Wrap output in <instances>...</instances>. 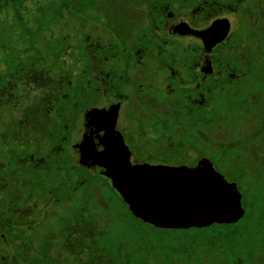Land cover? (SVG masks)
Listing matches in <instances>:
<instances>
[{
    "label": "flooded vegetation",
    "instance_id": "flooded-vegetation-1",
    "mask_svg": "<svg viewBox=\"0 0 264 264\" xmlns=\"http://www.w3.org/2000/svg\"><path fill=\"white\" fill-rule=\"evenodd\" d=\"M31 6L36 12L44 7L39 0ZM51 7L58 8L56 18H61L63 11L68 13L73 32L66 31V35L59 37L63 43L61 50L47 43V50L37 45L30 55L35 59L39 50L49 63L56 55V64L61 63V66L45 69L31 64L21 67L23 74L28 72V77L21 76L14 85L19 91L25 88L30 92L26 94L28 98H21L20 92L13 93L14 100H33L39 91L46 89L49 97L46 111L53 116L54 83L44 80L58 72L67 76L62 82V88H66L63 93L67 95L63 101L69 103L66 104L68 112L64 120L67 125L61 135V144L67 159L82 167V170L75 169L72 176L77 178L72 177V181L77 182L82 172L94 177L90 189L93 200L94 185L103 196V186L112 192L116 190L111 179L103 173L104 167L90 159L80 162L81 151L77 145L86 141L95 153L101 152L104 146L100 139L108 129L122 139L131 164L179 166L184 164L165 161L188 160L194 156V164L185 165L193 167L202 159L213 165V159L232 180L226 179L213 165L215 170L235 183L237 189L236 181L246 185V191L256 187L257 177L264 176V132L260 129L264 121V65L257 64L264 54V40L260 42L258 54L256 45V50H249L246 55L244 43L257 42L259 35L264 39V27L257 30V21L264 18L260 11L264 0H126L125 3L118 0H49L44 8ZM230 11L239 16V26L235 30ZM250 14L254 16L253 23L249 22ZM218 20L228 24V30L223 39L207 49L203 39L193 32L205 30ZM53 23L49 21L48 30L53 31ZM67 23L64 25L69 28ZM181 24L186 25L185 32L175 29ZM244 33L246 39L242 37ZM4 72L6 67L0 61V73ZM161 77V85L156 84ZM10 81L7 86L14 87ZM74 85L78 87L77 92L72 89ZM4 88L0 80V104H8L13 97L9 93L7 100ZM216 92L223 93L225 99V103H218L217 107L214 105ZM217 108H223L225 113L221 114ZM94 111L102 112L99 118L86 116ZM233 123L241 129L238 136L232 133ZM220 127L227 130L229 137L224 140L210 138ZM257 143L263 148L254 157L246 149ZM240 144L242 150L238 147ZM187 147H194L195 152L185 158ZM229 155L238 157L234 165L228 163ZM251 179L255 183L251 184ZM77 186L76 191L80 189L82 195L83 186ZM259 194L260 202L264 203V187ZM104 199L106 207L95 204L107 208ZM241 202L243 205L242 195ZM244 210L243 217L237 221L242 223V231L247 227L245 215L248 211ZM92 213L96 215L98 228L110 225L99 224L107 213L111 216L110 211ZM254 231L255 239H244L240 248L234 249L236 241L231 239L232 259L223 261L225 256L218 251L211 255L205 252L207 259L211 256L212 264H234V257H238V264H256L257 218ZM113 250L115 259L110 264H125L115 248ZM79 254L83 256L84 252ZM83 263V258L74 255L57 261V264Z\"/></svg>",
    "mask_w": 264,
    "mask_h": 264
},
{
    "label": "trees",
    "instance_id": "trees-1",
    "mask_svg": "<svg viewBox=\"0 0 264 264\" xmlns=\"http://www.w3.org/2000/svg\"><path fill=\"white\" fill-rule=\"evenodd\" d=\"M29 1L35 2V0H0V38L4 29L9 30L10 36L20 33L31 36L34 33L27 24H23L25 17L20 15L27 13L28 18L25 19H31L32 6L28 7ZM140 1L136 0V2ZM118 2L125 3L126 0H118ZM56 9L55 13H58V8ZM44 10V7L38 9L41 13ZM53 18L55 16H52ZM37 25L40 26L39 23ZM40 28L38 27L37 31ZM7 40L9 37L6 38ZM2 41L0 40V61L5 65L6 72L0 73V80L5 85V92L8 93L7 100L10 98L9 93L13 97L8 100V104H0V264H57V261L71 258L72 255L75 258H83V264H101V261L102 264H110L115 259L114 256L112 257L114 250L111 247H101L107 245L103 238L108 233L107 227L98 228L96 215L92 213L108 210V207L100 208L95 204L93 194L90 192L94 177L89 173L82 172L77 182L72 181L75 169L82 170V167L74 165L72 160L67 159L64 146L61 144V135L64 134L67 125L64 120L68 112L66 104L69 103L63 101L67 95L63 93L66 88H62V82H65L67 76L58 72L53 77L47 76L44 80H52L54 83L53 116L46 111L49 104L46 89L39 91L36 95L37 101H34L36 98L27 102L14 100V94L20 92L21 98H28L26 94L30 92L25 88L19 91L14 85L21 76L28 77V72L23 74L21 67L37 64L38 67L43 66L48 69L60 67L61 63L56 64V55H53L54 58L50 63L46 62L39 50L35 59H32L30 55L32 43L26 47L8 48ZM37 77L39 78V74ZM9 79L12 80L10 82L14 85L13 88L7 86ZM72 89L77 92L78 87L74 85ZM13 110L19 111V115L13 114ZM5 116L7 119L3 121L2 118ZM261 124V128L259 126L257 130L260 128L264 132V121ZM77 185H82L84 191L82 195L72 200ZM102 188L104 193L107 189L104 186ZM112 193L123 202L128 213L132 215L119 193L114 190ZM259 193L257 204L261 208V214H264V203L260 202L262 197ZM106 200L110 204L111 198ZM63 201H72L66 215L53 209ZM73 212L75 214H72ZM50 217L54 218L57 232L51 228L40 240L32 233H28ZM238 223L230 225L236 226ZM259 224L260 214H257V225ZM58 235L62 236V240L56 239ZM229 239L236 241L234 231H216L211 243L198 250L196 261L192 264H212L211 256L207 260L201 258L205 251H210V255L215 251L222 253L225 256L223 261L232 259L229 245L233 241H228ZM233 248L237 249V245L235 244ZM262 249L264 246L257 244V251ZM79 252H84V255L81 256ZM234 261V264H238V257H234ZM125 264L129 263L126 261Z\"/></svg>",
    "mask_w": 264,
    "mask_h": 264
},
{
    "label": "rangeland",
    "instance_id": "rangeland-1",
    "mask_svg": "<svg viewBox=\"0 0 264 264\" xmlns=\"http://www.w3.org/2000/svg\"><path fill=\"white\" fill-rule=\"evenodd\" d=\"M49 0H39V3H43V6L48 3ZM90 0H86L88 2ZM31 1L28 2V7L31 6ZM260 11L264 14V7L260 8ZM55 7L46 8L44 12H36V9L32 7L31 9V19L26 20L28 18V14H20L21 17H25L23 20V24H27V27H30L31 30L34 32L31 36L23 35L20 33L14 34L12 36L9 35V30L4 29L1 33L0 40L7 46L8 48H19V47H26L29 46L30 43L33 44L31 50L35 51L36 46L38 45L43 50H47V43H51L52 47L56 50H61L63 48V43L59 40L61 35H66V31H72L73 22L71 17L63 11V16L61 18H56L58 15ZM30 13V12H29ZM230 16L233 20V30L237 29L239 26L238 19L239 16L234 12L230 11ZM30 15V14H29ZM67 15V16H66ZM52 16L55 18L52 19ZM250 23L254 22V16L249 15ZM52 20L53 23V31L48 30V23ZM29 21V22H28ZM69 24V28H66L64 23ZM37 23L40 24L37 25ZM40 28L37 31V28ZM264 27V18L259 19L257 21V30ZM241 28L236 31V33L240 32ZM52 34L54 37L52 38ZM9 37V40L6 41V38ZM243 38L246 39V33L243 34ZM62 38V37H61ZM263 37L261 35L257 36V42L246 41L245 45V53L248 54L249 50H256L257 45V54L261 51L260 50V42L263 41ZM37 46V47H38ZM264 49V47H263ZM3 51V50H2ZM11 51V50H9ZM261 58L258 59L257 64L263 63L264 65V54H261ZM163 77L160 80L156 81V84H160ZM161 85V84H160ZM159 86V85H158ZM216 102L214 103L215 107L218 103H225V99L223 97V93L216 92ZM221 114H224L223 108H217ZM13 114L16 116L18 115L16 110L12 111ZM7 117H3L2 120L5 121ZM3 126V125H2ZM224 127H220L219 131L215 130L212 132L211 137L212 139H226L229 137L227 130L221 129ZM244 129V128H243ZM242 129V130H243ZM233 135H239L240 130L236 128V125L233 123ZM263 139V138H261ZM252 144V143H251ZM256 145V144H253ZM239 149L242 150L243 146L240 144ZM248 148L246 151H249L254 157L258 156V151H261L263 148L261 145L257 143V146H247ZM250 147V148H249ZM213 148V147H212ZM195 152L194 147H187L185 153L188 155H184L185 158L187 156H191ZM257 153V154H256ZM238 158L236 155H229L227 156V160L229 164L234 165V160ZM196 157L191 156L188 157V160H169L166 159L165 163L173 164V165H193L195 162ZM211 159V157H209ZM169 160V161H168ZM213 165L215 168L221 172L226 179L232 180L226 172L223 171V168L217 163V161L213 160ZM238 162V160H237ZM240 161L238 162V164ZM241 164V163H240ZM74 180H76L77 176H73ZM255 183L253 179L250 180V183ZM238 189L242 195V201L244 208L248 211L246 213L245 218L247 223L249 224L247 227L244 228L242 231V223L239 222L236 226H232L230 224H213L207 228H190V229H162V228H155L150 224H147L143 221L137 220L132 215H130L127 211L126 206L123 204L122 201L118 200L113 193L112 190H104V196L102 192L99 190V187L94 185L93 188L95 189V197L94 200L96 204L101 207H106L105 199L111 198L110 204L108 206V210L111 212V216L109 213L103 216L101 220H99V224L102 225L103 223L110 224L108 227V233L105 234L103 237L109 247L114 249L117 256L120 258L122 257L123 260L128 262L129 264H192L195 260L196 254L201 247H207L209 242L211 243V239L216 235V231L220 232L222 230H232L235 232L236 236V245L237 248L242 246V242L244 239H250L253 241L255 239L254 228L255 223L254 219L257 218V214H260V224L257 225V244L264 246V214H261V208L257 204V194L262 192L264 187V176L257 177L256 187L251 188L250 190L246 191V185H240L237 182ZM116 192V191H115ZM81 194V190L78 189L75 193L74 198ZM260 203V202H259ZM72 204V201H63L60 202L58 206H54L53 209L60 213H66L69 210V206ZM52 210V209H50ZM55 217V216H54ZM245 220V219H242ZM54 218L50 217L43 222L40 223L39 226L35 227V229L28 231V233H32L36 239L40 240L43 235L47 233V231L51 228H54V231L57 232ZM222 229V230H221ZM59 233V231H58ZM57 240H62V236H57ZM209 250V248H206ZM55 250V248H53ZM208 255L210 251H205ZM204 253L202 255V259H207V254ZM69 256V255H68ZM126 257V258H125ZM127 259V260H126ZM210 259V258H208ZM203 262V261H202ZM204 263V262H203ZM256 264H264V249L257 251V257L255 260Z\"/></svg>",
    "mask_w": 264,
    "mask_h": 264
},
{
    "label": "water",
    "instance_id": "water-1",
    "mask_svg": "<svg viewBox=\"0 0 264 264\" xmlns=\"http://www.w3.org/2000/svg\"><path fill=\"white\" fill-rule=\"evenodd\" d=\"M221 22L193 32L203 39L205 48L225 36L228 24ZM175 29L185 32L186 25H177ZM101 113L94 111L86 116L99 118ZM112 133L105 130L100 139L104 150L98 153L86 141L78 144L80 162L90 159L105 168L103 173L111 179L134 217L162 229L233 224L243 217L245 210L235 183L227 181L207 159L193 167L131 164L122 139Z\"/></svg>",
    "mask_w": 264,
    "mask_h": 264
}]
</instances>
